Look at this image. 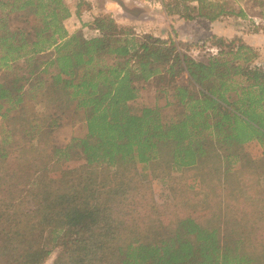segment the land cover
<instances>
[{"label": "trees", "instance_id": "1", "mask_svg": "<svg viewBox=\"0 0 264 264\" xmlns=\"http://www.w3.org/2000/svg\"><path fill=\"white\" fill-rule=\"evenodd\" d=\"M190 1L162 5L167 16L188 21L248 17L242 9L226 10L227 0H196V7ZM17 3L25 26L8 29L5 18L0 20V119L12 139L0 149V264H42L52 252L47 233L58 250L53 264H264L261 237L225 234L220 244L216 229L190 218L161 235L154 213L128 201L138 191L136 164L197 168L205 158L219 159L209 146L214 136L226 153V175L238 179L229 188L234 204L257 210L255 217V210L246 214L242 227H249L252 216L261 221L264 208L255 205L251 195H258L246 182L255 168L234 166L236 160L229 159L236 155L228 153L253 141L264 145V72L251 67L253 48L243 40L234 46L215 38L219 51L204 63L181 57L170 37L138 35L110 15L88 12L86 22L78 17L79 28L69 30L71 13L62 0H0V6ZM249 21L253 33L261 30ZM19 60L27 75L10 76ZM178 71L196 91L166 82L163 76L172 80ZM154 79L168 84L162 97L171 96L183 108L168 123L160 117L159 100L139 115L128 107L138 97L137 83ZM27 103L63 107L60 113L81 111L85 135L64 149H38L40 142L33 143L59 125L57 111L41 115L49 119L44 128L25 109ZM11 111L17 116L9 117ZM77 154L81 165L63 166L62 160ZM209 186L200 176L198 187ZM210 196L196 193L194 200L208 204Z\"/></svg>", "mask_w": 264, "mask_h": 264}, {"label": "rangeland", "instance_id": "2", "mask_svg": "<svg viewBox=\"0 0 264 264\" xmlns=\"http://www.w3.org/2000/svg\"><path fill=\"white\" fill-rule=\"evenodd\" d=\"M78 1L79 0H62L71 13V19L65 22L69 30L79 28L80 21H78V17L86 22L89 18L88 12H90L91 14L110 15L119 25L131 27L134 33L138 35L141 33H148L153 37H170L175 42L177 52H179L181 57L193 58L197 61L207 63L209 57L216 55L219 51V49L214 46L216 42L215 38L217 37L208 38L207 40H205L204 37L189 43H179L175 40V31L173 30V26L169 23L170 18L165 14L163 5H155L154 3L159 0H120L121 3H118L117 0H84V3L81 4L77 10ZM258 1L261 0L226 1L225 9L234 12H238L239 9L244 10L248 16L245 20L230 15L214 22H208L204 19L200 21L202 22L201 24H205L208 29L212 28L211 25L213 24L219 26V28L217 27L218 32L226 30L227 36L224 40L228 42L234 41V46H237V40L242 41L245 37L248 38L247 40H252L250 42H253L257 46L252 47L256 59L251 63V67L259 66L264 72V40L261 41L253 36L261 34L262 30H264V5L260 6ZM19 5L20 3L14 6H0V20L5 18L8 29L25 26L23 20L20 18V16H23V13L16 10ZM124 6L127 11L123 10ZM136 8H142L143 12L138 16H133L128 12ZM248 19L254 21L255 24H257V28L261 30L256 34L253 33L254 29ZM190 25L191 27L195 26L194 23L189 24V26ZM254 39L255 41H253ZM173 68L177 71L179 66L175 65ZM10 71V76L24 77L27 75L25 73L27 69L22 60H19ZM174 76L176 77L172 80L169 76L163 77L167 80L166 82H172L171 84L173 85L187 87L189 90L193 89L196 91L197 87L188 83L186 73L178 71ZM167 85L168 84H164L162 79L138 82V97L136 100L128 103L130 112L139 115L143 108H152L156 104V100H159V105L161 106L160 117L162 121L168 123L172 118L173 120L176 119L183 108L174 103L171 96L168 98L162 97L160 91ZM167 102H169V105L165 106ZM27 104L28 107L25 109L30 111V114H35L34 117L40 122H44V128L49 124V119L46 116L42 119L41 115L46 113L49 114L53 112L52 110L57 111L56 118L58 119L59 125L43 134L40 137L42 141L37 140V142L33 143L36 145L40 142L38 149L42 146L44 149L50 147L64 149L69 146L73 138H81L85 135L86 129L81 111L75 113L72 107H70L69 110L60 113L61 110L59 109L63 107H56L55 105H47L44 107L45 104H37L35 108H31L34 106V103ZM16 116L15 111L9 113V117ZM29 117L30 116H27V118ZM16 120L19 125L24 124L23 119L16 118ZM5 124L4 120L0 119V149L8 145L12 140L11 137L7 135ZM22 145H24V142ZM209 146L213 149L211 152L220 156L219 159L203 158L204 161L200 166L193 169H178L170 165H168V169H166L164 167H159L157 163L153 162L146 165L136 164L133 168L135 171V184L138 191L134 199H128V201H133L139 205L143 204L147 210L146 212L154 213V225L158 226L156 229L161 235H169L170 232H173V228L178 221L190 218L203 228L216 229V233L220 238V244L225 234L236 238L242 236L241 234L251 233L254 236L261 237V242H264V213L260 214V222L255 221L253 220V216L255 217L257 210L252 206L234 204V194L232 192L234 190L229 188L233 186L238 179L232 172L226 175L225 164L227 161L222 157L226 153L223 152V149H220L214 136ZM228 150H230L228 152L229 154L236 155V158L229 159V161L236 160L234 166H238V164L248 166V164H251L253 168H255L256 174L250 176L246 182H248L251 190L256 191L258 195H251V197H253L252 200L257 203L255 205L264 208V145L258 141H253L243 147ZM74 156L78 157V154ZM77 157H72L67 162H63L62 160L63 166L74 168L81 165L83 163L82 158L80 156ZM35 162H38V159H36ZM234 171L235 170H233V172ZM200 176L209 183V187L213 188V191H211L210 188L201 189L198 187ZM235 185H237V183ZM191 189L193 191L192 193L190 192ZM205 191L211 194L209 203L203 204L195 202V194L202 193L204 195ZM225 196H227V198H225ZM154 207H157V209L155 210ZM253 210H255V214L248 220L249 227L245 229L242 225L245 219L249 217L246 214ZM138 217H140L139 214ZM228 232H234V236ZM52 238V235L47 233V247L52 250V252L42 264H53L58 254V250L53 249L54 244Z\"/></svg>", "mask_w": 264, "mask_h": 264}, {"label": "crops", "instance_id": "3", "mask_svg": "<svg viewBox=\"0 0 264 264\" xmlns=\"http://www.w3.org/2000/svg\"><path fill=\"white\" fill-rule=\"evenodd\" d=\"M154 3H155V5H157L156 2H154ZM188 4L191 5L192 7H196L197 2H196V0H191ZM169 18H170L169 23H170V25L173 26V30L175 31L174 39L177 40L179 43H189V42H193L194 40L196 41V39L198 40V39H202L204 37H205V40H207L208 38H212V37L226 38V36H227L226 30L218 32L217 29L219 28V26H215L212 24L211 25L212 28L208 29L205 24H201L202 22L200 20H203V18H199V19H195V20H191V21L179 19L177 16H172ZM70 19H71V17L68 19V21ZM204 20H206V19H204ZM191 23H194L195 26H192V27H191V25L189 26V24H191ZM196 23H198V24H196ZM253 36H255L256 39H259L261 41L264 40V34L263 33L256 34ZM247 39L248 38H246V37L243 38V41L246 45H248L250 47H256L257 46L253 42H250L252 40H247ZM253 41H255V39ZM207 44H208V42H207Z\"/></svg>", "mask_w": 264, "mask_h": 264}, {"label": "water", "instance_id": "4", "mask_svg": "<svg viewBox=\"0 0 264 264\" xmlns=\"http://www.w3.org/2000/svg\"><path fill=\"white\" fill-rule=\"evenodd\" d=\"M118 3H121L120 0H117ZM123 10L127 11V9L125 8V6L123 7ZM129 13H131L133 16H138L139 14H141L143 12L142 8H136L133 10L128 11Z\"/></svg>", "mask_w": 264, "mask_h": 264}, {"label": "built area", "instance_id": "5", "mask_svg": "<svg viewBox=\"0 0 264 264\" xmlns=\"http://www.w3.org/2000/svg\"><path fill=\"white\" fill-rule=\"evenodd\" d=\"M164 0H159V1H157L156 3H157V5H162V2H163Z\"/></svg>", "mask_w": 264, "mask_h": 264}]
</instances>
